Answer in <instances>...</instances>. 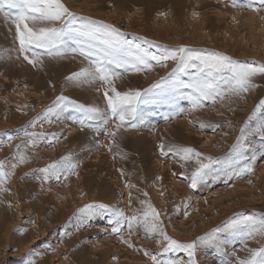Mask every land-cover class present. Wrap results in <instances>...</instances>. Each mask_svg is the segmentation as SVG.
I'll return each instance as SVG.
<instances>
[{
  "label": "rangeland",
  "instance_id": "rangeland-1",
  "mask_svg": "<svg viewBox=\"0 0 264 264\" xmlns=\"http://www.w3.org/2000/svg\"><path fill=\"white\" fill-rule=\"evenodd\" d=\"M0 264H264V0H0Z\"/></svg>",
  "mask_w": 264,
  "mask_h": 264
}]
</instances>
